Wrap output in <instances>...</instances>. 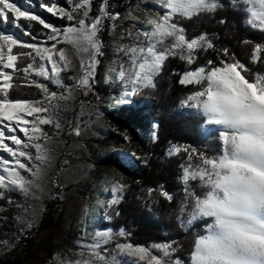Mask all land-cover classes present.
<instances>
[{
  "label": "snow or ice",
  "instance_id": "1",
  "mask_svg": "<svg viewBox=\"0 0 264 264\" xmlns=\"http://www.w3.org/2000/svg\"><path fill=\"white\" fill-rule=\"evenodd\" d=\"M157 4L163 15L159 12L155 17L149 15L137 34V38L143 36L145 46H122L118 49L128 57L131 67L126 69L123 64L119 65L117 79L126 82V91L121 93L116 103L129 104L130 97L136 92L155 88V78L170 56H179L191 65L195 63L199 50L218 52L217 60L210 59L194 70L183 72L179 81L185 86H200L182 101V106L195 109L204 117L205 131L209 137L215 134L219 142L218 152L209 156L206 150H198L191 145H172L167 152L169 156L181 152L187 154L186 165H181L180 178L184 185V199L180 205L182 223L185 222V212L188 226L210 218V222L204 224V234L196 237L187 264H264V72H253L251 68V64L261 62L264 44H255L250 62L244 63L227 47L218 50L207 32L192 38L186 36L176 17L191 19L202 13H215L225 6L221 0H157ZM230 4L246 14L245 22L249 27L264 31V0H230ZM240 5L245 7L240 8ZM36 6L77 23L63 29L56 27L36 12ZM91 6L92 0H77L71 9L59 5L58 0L38 5L35 0H0V153L7 154V157L0 154V197L5 190L30 194L28 185L36 183L41 164L48 159L49 150L40 141L47 142L51 137L42 126L52 125L59 130V101L69 100L73 87L85 90V95L92 88L95 67L99 63L97 57L103 55L98 33L106 19L115 21L120 18V13L109 12L108 0H103L99 15L90 17ZM129 17L138 19L131 12ZM21 21L28 23L22 24ZM31 22H38L50 30L48 40L59 43L58 37L62 36V40L73 45L77 52H90L87 60L81 61L79 78H72L76 80L75 85L66 86L60 78V73L71 65L65 49L56 52L53 51L55 43L49 48L29 42L27 38L37 39L31 30ZM218 23H227V18H221ZM243 43L251 41L244 40ZM17 47L33 50L35 55L33 51L13 54ZM18 56L31 58V62L17 68ZM37 57L40 63H37ZM5 69L22 73L30 85L40 89L43 97H10L13 74ZM32 74L50 82L54 80L57 86L65 88V92L58 94L50 91L48 84L29 80ZM157 129L158 124H154L151 132L153 142L158 139ZM73 131L77 136L81 134L79 126ZM17 133H22L24 139ZM124 139L126 142L129 140L127 136ZM28 149H34L35 156ZM125 157L129 163L133 159L147 163V157H139L135 152L125 154ZM24 160L40 163L33 164V171V167ZM21 170L31 178L23 175ZM194 180H199L200 187L205 189L200 195L189 185V181ZM126 188L127 185L120 181H111L112 198L107 205L101 202L98 205H117L122 199L118 194ZM153 191L156 190H148L149 194ZM159 191L169 201L173 199L162 185ZM115 214L119 215L118 212ZM32 226L31 222L27 224L28 228ZM128 236L130 233L124 229L118 232L111 228L97 229L90 243L77 242L80 249L88 250L89 256L75 261V264H140L146 257L148 264H186L181 257L174 255L179 247L176 241L144 246L126 239L125 242H116L114 249L105 247L120 237ZM153 250L159 255H152ZM110 251L119 253V256H110Z\"/></svg>",
  "mask_w": 264,
  "mask_h": 264
},
{
  "label": "trees",
  "instance_id": "2",
  "mask_svg": "<svg viewBox=\"0 0 264 264\" xmlns=\"http://www.w3.org/2000/svg\"><path fill=\"white\" fill-rule=\"evenodd\" d=\"M125 0H108V11L119 13L124 7L121 3ZM56 0H35L36 5L39 3L51 4ZM93 15H99L100 6L103 0H93ZM59 5L71 9L67 0H58ZM225 6L219 8L215 13H202L200 16H193L191 19L176 17V21L184 27L186 36L189 38L200 35L203 32L209 33L214 40L216 48L222 49L227 47L231 53H235L241 62L249 63L251 53L255 44H264V31L249 27L246 24V14L243 11H237L230 4V0H221ZM116 6L115 9H112ZM240 8L245 7L240 5ZM36 12L41 15L47 22L66 27L72 24L67 17L61 18L58 15L48 13L46 10L36 6ZM227 18V23L220 24L221 18ZM22 24L28 22L21 21ZM31 30L36 36V40L29 42L39 43L41 47H49L51 40L47 39L49 30L44 29L38 22H31ZM106 40L107 34L104 33ZM244 40L251 43L245 44ZM140 42L143 47L144 39L134 40V44ZM132 43V44H133ZM134 46V45H132ZM22 51H33L30 49H13V54ZM33 55H35L33 51ZM217 60L218 52L212 49L199 50L195 63L189 65L179 56H170L163 65L160 74L155 78V88H144L131 96V103L123 104L117 108L107 109V113L112 123L119 126L121 130L129 137L125 141L124 136L115 132H110L108 138L116 140L118 144L126 148H134V152L139 157H147V163L141 160L133 159L131 163L128 159L125 161L119 151L111 150L103 155H94V160L100 166H115L122 170L125 175L123 184L127 188L118 195L122 199L117 205H113V216L111 221L103 222L101 228L113 229L118 232L120 229L130 233L127 238L120 237L118 241H113L105 247L115 248L116 242H125L126 239L135 245L149 246L153 243H163L165 241H176L178 250L174 254L181 257L187 264L190 254L193 250L195 239L198 235L204 234V224L210 222V218L198 220L191 226L186 224L187 212H185L182 223L180 205L184 199V185L181 182L182 168L186 165L187 154L181 152L178 155H167L171 145H191L198 150H206L207 155L213 156L219 150V142L215 134L208 136L203 129L204 117L198 112L189 110L188 107L182 106V101L193 91L198 90L199 85H182L179 83L181 75L185 71L194 70L203 65L208 60ZM40 63L39 58H36ZM31 58L18 56L16 61L17 68L24 67ZM126 69L131 65L128 59H125ZM253 72H264V53H262L261 62L251 64ZM104 69L100 64L97 69L99 76ZM13 87L9 89L10 97H22L26 99H39L43 93L35 85H30L24 79L22 73H13ZM35 79L41 83L49 85V89L54 91L58 88L45 80L43 77H36L32 74L29 80ZM158 124V139L151 140L153 125ZM172 194L173 199L169 201L160 195V188ZM192 189L200 195L205 189L200 187V181H189ZM149 189H155L149 194ZM62 201L59 197L49 198L46 201L45 210L39 225L34 229L35 236L40 235L44 230L55 226L56 218ZM191 203L189 202V210ZM118 212L119 215L115 213ZM31 239V238H30ZM28 239H26L27 241ZM174 245V247L176 246ZM28 251L27 244L20 249L15 250L8 259L7 264H15L17 258H23ZM103 252V249H101ZM117 255L110 251L109 255ZM152 255H159L155 250Z\"/></svg>",
  "mask_w": 264,
  "mask_h": 264
},
{
  "label": "rangeland",
  "instance_id": "3",
  "mask_svg": "<svg viewBox=\"0 0 264 264\" xmlns=\"http://www.w3.org/2000/svg\"><path fill=\"white\" fill-rule=\"evenodd\" d=\"M67 1L71 7L77 2V0ZM121 5L125 7L119 12L120 18L115 21L106 19L102 30L98 33L103 55L97 57L99 63L95 67V79L91 90L85 95V90L73 87L71 98L67 101H59L58 119L61 124L59 130L52 125L42 126L51 137L47 142L40 141L49 150L48 159L41 164L36 183L28 185L30 194L24 195L19 191L5 190L0 197V264H7L8 259L12 257L11 254L24 244H27L28 251L23 258L18 257L15 264H75V261L89 256L88 250L80 249L77 242L90 243L92 234L97 229L103 230L102 223L112 220L113 206L102 207L98 202L107 205L112 198L111 181L124 183L125 175L115 166L98 165L93 156L117 150L126 161L125 154L135 151L133 147L126 148L107 137L110 132L127 136L124 130L112 123L106 111L123 105L117 104L116 100L126 91V82L117 79V72L120 64L125 66L124 62L128 57L118 52V49L122 46L142 45L140 42L135 44L133 42L139 38L144 39L143 36L137 38V34L146 24L148 16L155 17L158 12L163 15L157 0H125ZM115 8L116 6L112 7ZM129 12L138 19H131ZM89 15L95 17L93 2ZM72 22V24L77 23L76 20ZM104 33L107 34L106 40ZM129 33L132 35L129 36ZM58 39L61 42L51 40L52 44H56L53 51L65 49V55L71 61L69 69L60 73V78L66 86L75 85L76 80L72 78H79L81 61L87 60L90 52H77L73 45L62 40V36ZM100 64L104 65V69L97 76ZM47 66L50 69L51 65ZM9 70L12 71L5 69L8 72ZM50 83L58 88L54 90L58 94L65 92V88L57 86L54 80ZM188 109L197 112L195 109L189 107ZM77 126L81 128L79 136L73 131ZM203 129L205 131L204 125ZM205 133L208 134L206 131ZM17 134L24 139L22 133ZM28 151L35 156L34 149ZM0 154L7 157L6 153ZM23 162L28 163L30 167H33L34 163H40L27 160ZM21 172L29 176L23 170ZM53 197H59L62 201L55 226L35 236L34 229L40 223L46 201ZM105 216L111 219H105ZM17 217H20V220ZM29 222L33 225L31 228L27 227ZM140 264H148V258L146 257Z\"/></svg>",
  "mask_w": 264,
  "mask_h": 264
}]
</instances>
